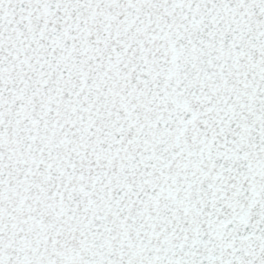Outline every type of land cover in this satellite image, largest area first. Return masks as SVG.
<instances>
[{"label": "snow or ice", "instance_id": "6c2138e0", "mask_svg": "<svg viewBox=\"0 0 264 264\" xmlns=\"http://www.w3.org/2000/svg\"><path fill=\"white\" fill-rule=\"evenodd\" d=\"M0 264H264V0H0Z\"/></svg>", "mask_w": 264, "mask_h": 264}]
</instances>
